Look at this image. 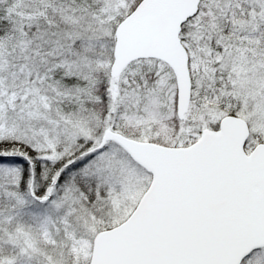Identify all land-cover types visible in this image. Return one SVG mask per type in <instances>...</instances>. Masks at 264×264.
I'll return each mask as SVG.
<instances>
[{"label": "snow or ice", "instance_id": "obj_1", "mask_svg": "<svg viewBox=\"0 0 264 264\" xmlns=\"http://www.w3.org/2000/svg\"><path fill=\"white\" fill-rule=\"evenodd\" d=\"M0 264H264V0H0Z\"/></svg>", "mask_w": 264, "mask_h": 264}]
</instances>
